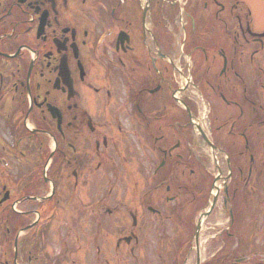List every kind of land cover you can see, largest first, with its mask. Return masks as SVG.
<instances>
[{"label":"flooded vegetation","instance_id":"af4514ba","mask_svg":"<svg viewBox=\"0 0 264 264\" xmlns=\"http://www.w3.org/2000/svg\"><path fill=\"white\" fill-rule=\"evenodd\" d=\"M177 1L0 0V264H264V28Z\"/></svg>","mask_w":264,"mask_h":264},{"label":"rangeland","instance_id":"374dc122","mask_svg":"<svg viewBox=\"0 0 264 264\" xmlns=\"http://www.w3.org/2000/svg\"><path fill=\"white\" fill-rule=\"evenodd\" d=\"M190 2L192 5H195L196 8H200V2L198 0H190ZM235 2L236 3H234V4L238 5V7L240 9H242V11H244V13L249 11L248 17H249L251 23L253 22V25L256 24L257 27L264 28V0H235ZM187 6H189V1H188ZM199 17H200V15H199ZM161 28L162 27H160V30H161ZM217 31L219 32L220 29L217 28ZM198 107H199V104H198ZM198 110L200 111V108H198L197 111ZM137 196H138V194H136V197ZM150 232H151L152 236L155 237V236H157V233L159 231L154 232L151 230ZM199 238L203 240L206 238V236L203 237V235H201ZM175 244L176 245L178 244V239L175 240ZM201 248H202V245H201ZM203 257H204V254H202L201 260H203ZM184 264H194V260H190V258H189Z\"/></svg>","mask_w":264,"mask_h":264}]
</instances>
